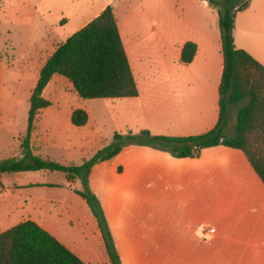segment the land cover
I'll return each mask as SVG.
<instances>
[{
	"label": "crops",
	"instance_id": "0c3cea01",
	"mask_svg": "<svg viewBox=\"0 0 264 264\" xmlns=\"http://www.w3.org/2000/svg\"><path fill=\"white\" fill-rule=\"evenodd\" d=\"M115 2H102L79 29L112 6L139 92L137 97L114 98L121 128L170 137L213 129L219 121L223 72L217 11L204 0H165L164 32L144 33L142 18L124 0ZM234 25L236 47L264 66V0H251L237 13ZM70 36L60 38V28L52 23L31 36L19 53L10 38L0 41V161L21 157L28 127V114L17 111V69L33 70L36 85L46 60ZM187 42L197 50L190 63H182ZM5 49L13 50L7 59ZM59 76L53 75L43 91L51 105L37 111L30 146L42 159L80 165L85 156L79 164H64L54 155L64 141L62 114L51 109L50 98V88L65 78ZM101 108L106 104L94 103L90 112L81 108L91 131ZM99 134L68 146L79 153L91 150L94 142L98 151L109 144ZM5 174H14L16 180L6 185ZM76 182L46 169L0 173V233L30 219L86 264H111L97 220L75 192L82 189ZM89 185L103 207L122 264H264V184L240 149L217 145L202 149L197 157L176 158L167 151L130 145L94 165Z\"/></svg>",
	"mask_w": 264,
	"mask_h": 264
},
{
	"label": "trees",
	"instance_id": "16d2710c",
	"mask_svg": "<svg viewBox=\"0 0 264 264\" xmlns=\"http://www.w3.org/2000/svg\"><path fill=\"white\" fill-rule=\"evenodd\" d=\"M218 13L223 53L219 86L220 115L210 131L191 137L153 135L148 130L126 134L116 132L110 145L97 151L80 165H63L32 153L30 138L38 110L51 105L42 94L53 75L70 81L84 99L137 97L138 89L119 33L111 5L60 44L46 60L31 93L28 127L21 143V157L0 161V173L52 170L68 179L78 178L82 189L75 190L87 202L101 231L111 264H122L98 197L89 185L91 168L114 158L128 145H144L169 152L176 158L197 157L202 149L225 145L244 152L264 184V66L234 41L235 17L251 0H204ZM193 42L184 44L182 63H190L196 53ZM239 105L233 133L224 132L229 107ZM88 114L74 109L71 122L84 126ZM0 264H86L58 239L33 220H24L0 233Z\"/></svg>",
	"mask_w": 264,
	"mask_h": 264
},
{
	"label": "rangeland",
	"instance_id": "374dc122",
	"mask_svg": "<svg viewBox=\"0 0 264 264\" xmlns=\"http://www.w3.org/2000/svg\"><path fill=\"white\" fill-rule=\"evenodd\" d=\"M106 1L108 0H0V35L2 36L0 41L3 42L5 39L10 38L15 45L17 53H19L29 44L31 36H34V34H37L41 29L52 23H56L57 27L60 28V38H64L68 34L72 35L79 30L81 23L91 17L98 9L99 5ZM124 1L129 9L135 12L137 18L138 16L142 18L140 29L144 33H153L154 30L159 33L164 32L162 12L165 0ZM117 2H119V0H116L115 3ZM132 21L133 20H131V23H133ZM12 51L11 49H5L3 51L5 54H3V57L7 59V56L12 53ZM31 71L33 70L28 69L23 71L20 70V68L16 71L20 79L21 97L17 104V111L20 116L28 114L30 107L29 98L35 85L34 79L36 77L35 73ZM56 85L61 91L56 92ZM14 87L15 85L13 83H9V89L14 90ZM75 94L71 83L65 78H63L62 83L54 84L53 87L50 88V98L54 103L51 109L62 114L60 119V135H63L62 138H64L59 148L54 151V155L59 162L64 164L68 162L79 164L83 156L88 160V158L90 159L97 152L99 147L98 143L95 144L93 142L91 150H83L76 153L74 147L68 146L70 142L79 139L88 142L89 140H94V136L100 133L99 135H102L103 139H106L107 143H109L108 145H110L114 141L113 137L116 132L122 133L121 130H123V134L127 133L125 127L123 129L121 128L122 122L117 119L120 116L119 113H117V105L119 102L117 99H84L79 96L74 97ZM97 102L105 103L106 108H101V113L97 115V127L94 128V131L93 129L91 131L89 126H75L72 124L69 114L72 109L83 108L90 112L92 104ZM238 107L239 105L230 106L227 111L226 125L224 128V132L227 136L233 133L236 120L235 113ZM136 146L160 150L150 146ZM69 151L73 153L68 154ZM38 172L42 173L43 171ZM40 173H38V177L42 176L39 175ZM14 176V174L3 175L4 183H6V185L11 184L16 180ZM74 179L77 181V184L81 185L80 179ZM61 187L67 188L66 185ZM68 190L71 192L70 188H68Z\"/></svg>",
	"mask_w": 264,
	"mask_h": 264
}]
</instances>
